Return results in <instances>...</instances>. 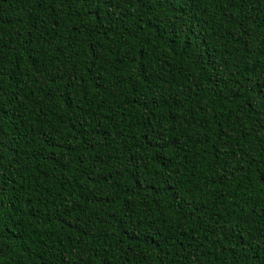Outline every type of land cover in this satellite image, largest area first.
Returning a JSON list of instances; mask_svg holds the SVG:
<instances>
[{
    "label": "trees",
    "instance_id": "trees-1",
    "mask_svg": "<svg viewBox=\"0 0 264 264\" xmlns=\"http://www.w3.org/2000/svg\"><path fill=\"white\" fill-rule=\"evenodd\" d=\"M0 264H264V0H0Z\"/></svg>",
    "mask_w": 264,
    "mask_h": 264
}]
</instances>
